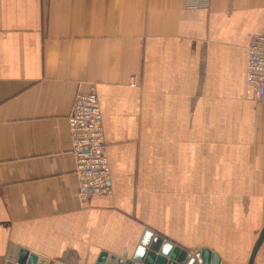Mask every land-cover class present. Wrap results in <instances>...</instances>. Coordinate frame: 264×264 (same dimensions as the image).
<instances>
[{
	"label": "crops",
	"instance_id": "obj_1",
	"mask_svg": "<svg viewBox=\"0 0 264 264\" xmlns=\"http://www.w3.org/2000/svg\"><path fill=\"white\" fill-rule=\"evenodd\" d=\"M263 23L264 0H0V264L21 249L44 264L129 259L146 229L247 264L264 101L246 92V48ZM89 85L112 193L81 202L67 116Z\"/></svg>",
	"mask_w": 264,
	"mask_h": 264
},
{
	"label": "built area",
	"instance_id": "obj_2",
	"mask_svg": "<svg viewBox=\"0 0 264 264\" xmlns=\"http://www.w3.org/2000/svg\"><path fill=\"white\" fill-rule=\"evenodd\" d=\"M245 82L247 94L264 101V23L248 37ZM67 122L79 201H86L90 194L110 195L111 172L94 85L75 94Z\"/></svg>",
	"mask_w": 264,
	"mask_h": 264
},
{
	"label": "water",
	"instance_id": "obj_3",
	"mask_svg": "<svg viewBox=\"0 0 264 264\" xmlns=\"http://www.w3.org/2000/svg\"><path fill=\"white\" fill-rule=\"evenodd\" d=\"M264 244V223L250 251L247 264H253L259 248ZM127 255L117 257L108 255L101 251L94 264H218L217 253L211 252L208 248H201L194 254L186 249L175 245L170 240L159 234H154L146 229L135 248L132 256L128 259ZM9 258L15 259L13 255ZM16 264H44L45 260L34 253H29L21 249L15 259Z\"/></svg>",
	"mask_w": 264,
	"mask_h": 264
},
{
	"label": "rangeland",
	"instance_id": "obj_4",
	"mask_svg": "<svg viewBox=\"0 0 264 264\" xmlns=\"http://www.w3.org/2000/svg\"><path fill=\"white\" fill-rule=\"evenodd\" d=\"M253 99V98H252ZM214 223L216 224V226L217 227H219L218 226V223H217V221H214ZM223 226V225H222ZM214 227V226H213ZM211 228V229H209V235H210V233L211 232H213V230H214V228ZM228 226H227V224H226V228H227ZM222 228H224V227H222ZM250 230V227L248 226L247 227V231H249ZM229 231L231 232V233H233V238H234V243L236 244V243H239V240H241L242 239V237H243V235H242V232L244 233L246 230L245 229H243V231L242 230H239V229H237V228H234L233 226H232V224L229 226ZM226 232L228 233V230L226 229ZM239 232H240V234H239ZM223 234H221V241L219 240V241H217V242H219V243H217L216 245L214 244V246L216 247V248H219V249H222V247L224 246V243H225V236L226 235H224V236H222ZM249 237V236H248ZM220 238V236H217L216 237V239H219ZM222 239H223V241H222ZM204 242V241H203ZM222 243V245H221V243ZM204 243H206V242H204ZM204 243H202V242H200V244H204ZM221 245V246H220ZM195 247H199V246H197V245H195ZM248 248H249V246H248ZM200 250V247L197 249V248H189V250H188V252L189 253H192V254H194L195 252H198ZM194 264H196V263H194Z\"/></svg>",
	"mask_w": 264,
	"mask_h": 264
}]
</instances>
